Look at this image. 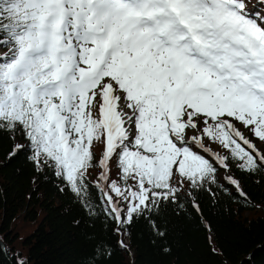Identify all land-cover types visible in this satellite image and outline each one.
Here are the masks:
<instances>
[{"label":"snow or ice","instance_id":"snow-or-ice-1","mask_svg":"<svg viewBox=\"0 0 264 264\" xmlns=\"http://www.w3.org/2000/svg\"><path fill=\"white\" fill-rule=\"evenodd\" d=\"M0 47L9 159L90 218L163 240L181 212L211 233L202 196L260 207L233 170L264 185V0H0ZM111 255L98 241L81 264Z\"/></svg>","mask_w":264,"mask_h":264},{"label":"trees","instance_id":"trees-1","mask_svg":"<svg viewBox=\"0 0 264 264\" xmlns=\"http://www.w3.org/2000/svg\"><path fill=\"white\" fill-rule=\"evenodd\" d=\"M11 148L6 136L0 138V264H81L98 241L112 253L103 264H264V185L235 169L260 207L241 208L223 193L215 203L202 196L211 233L194 213L181 212L171 217L162 240L143 219L116 234L111 221L90 218L52 170L36 171L26 154L10 160ZM93 150L99 157L103 144L94 142ZM97 172L92 171V180ZM209 235L221 255L210 251ZM121 239L130 251L119 246Z\"/></svg>","mask_w":264,"mask_h":264},{"label":"rangeland","instance_id":"rangeland-1","mask_svg":"<svg viewBox=\"0 0 264 264\" xmlns=\"http://www.w3.org/2000/svg\"><path fill=\"white\" fill-rule=\"evenodd\" d=\"M213 147H214V148H216V146H215V145H213ZM24 230L26 231V230H28V229H27V228H25Z\"/></svg>","mask_w":264,"mask_h":264}]
</instances>
